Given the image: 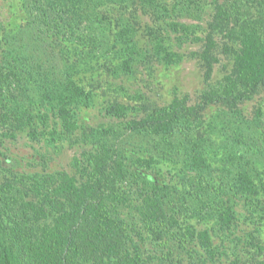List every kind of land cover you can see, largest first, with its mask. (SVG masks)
<instances>
[{
	"label": "trees",
	"instance_id": "trees-1",
	"mask_svg": "<svg viewBox=\"0 0 264 264\" xmlns=\"http://www.w3.org/2000/svg\"><path fill=\"white\" fill-rule=\"evenodd\" d=\"M130 3L156 12L166 10L163 0H34L36 14L20 29L12 31L0 23V104H7L0 106V129L5 137L16 140L24 133L30 142L40 144L45 135L46 146L56 151L66 142L76 143L70 136L79 129L77 113L95 106V92L82 76L84 64L71 60L61 46L56 22L79 31L80 24L72 28L71 23L83 24L89 12L102 5L122 10ZM171 28L174 33L189 30L178 23ZM111 37L109 33L105 39ZM233 37L240 46L233 78L222 92L203 93L198 105H189L187 95L150 112L108 102L102 109L107 117L122 120L133 115L121 139L171 138L178 142L172 147L182 156V167L211 176L212 160L206 149L184 152L180 138L200 131L202 114L209 106L233 109L264 86L261 32L245 26ZM134 39L135 30L127 25L114 34L111 47L117 76L132 73L138 54ZM214 48L209 34L198 54L205 82L211 80L216 63ZM154 51L167 66L182 62L161 42ZM215 139L214 148L219 144ZM239 154L237 160L234 154L225 156L238 167L232 187L249 200L257 199L261 190L247 168L253 161ZM161 166L152 153L145 158L127 156L100 142L95 150L74 158V175L59 171L7 178L1 172L0 264H222L215 237L231 229L236 205L226 202L213 212L191 211L195 222L185 220L188 211L178 204ZM225 178L217 180L220 188L227 186ZM255 264H264V253Z\"/></svg>",
	"mask_w": 264,
	"mask_h": 264
},
{
	"label": "rangeland",
	"instance_id": "rangeland-1",
	"mask_svg": "<svg viewBox=\"0 0 264 264\" xmlns=\"http://www.w3.org/2000/svg\"><path fill=\"white\" fill-rule=\"evenodd\" d=\"M163 4L166 10L161 12L138 3H130L122 10L119 7L110 10L102 5L98 11L89 12L83 24L71 23L72 28L80 24L79 31H69L66 24L61 26L56 22V36L61 46L71 60L84 64L86 73L82 76L94 88L95 106L77 113L79 129L70 136L76 143L66 142L60 151L46 146L45 135L40 144H34L24 133L11 140L0 129V174L4 173L7 178L13 174L43 176L59 171L74 175V158L95 150L100 142H108L127 156L145 158L152 153L161 160L164 179L173 188L178 204L188 211L185 220L195 222L191 211L213 212L226 202L236 205V220L227 233L215 237V245L221 253L222 264H255L262 260L264 253V86L233 109L220 104L209 106L202 114L200 131L180 138L184 152L194 147L206 149L212 160L211 176L191 173L182 167V156L172 147V142H178L171 138L143 140L127 136L121 139L125 124L133 115L122 120L112 119L102 109L108 102H119L150 112L169 105L176 96L185 95L189 105L195 106L203 93L222 92L228 79L234 76L235 57L240 50L234 33L249 26L257 28L264 37V0H163ZM33 6L34 0H0V23L17 31L36 14ZM174 23L183 24L189 30L174 33L171 28ZM126 25L135 30L137 60L131 74L117 76L111 44L114 34ZM109 33L112 37L106 40ZM209 34L214 39L216 63L211 80L205 82L198 54ZM159 42L178 53L182 62L167 66L160 61L154 51ZM57 48L56 44V52ZM214 137L219 140L215 148ZM239 153L246 155L245 161H253L247 168L261 190L257 199L249 200L232 187L238 167L225 156H239ZM222 178L227 186L220 188L217 180Z\"/></svg>",
	"mask_w": 264,
	"mask_h": 264
}]
</instances>
